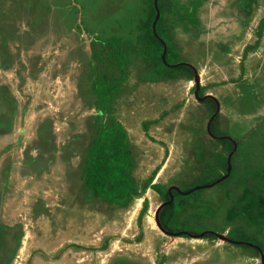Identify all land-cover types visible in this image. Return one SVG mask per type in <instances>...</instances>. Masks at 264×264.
<instances>
[{
	"label": "rangeland",
	"instance_id": "rangeland-1",
	"mask_svg": "<svg viewBox=\"0 0 264 264\" xmlns=\"http://www.w3.org/2000/svg\"><path fill=\"white\" fill-rule=\"evenodd\" d=\"M147 3L0 0V264L264 263L259 247L257 257L223 239L245 230L264 248V0L163 1L161 26L192 82L158 76L141 55ZM109 40L124 72L105 52ZM97 77L123 79L106 113L96 108ZM196 86L217 102L240 155L226 186L184 196L175 226L214 240L163 233L162 199L150 189L122 206L84 179L100 127L111 123L126 132L138 191L151 180L185 193L223 177L219 158L229 154L207 133Z\"/></svg>",
	"mask_w": 264,
	"mask_h": 264
},
{
	"label": "trees",
	"instance_id": "trees-1",
	"mask_svg": "<svg viewBox=\"0 0 264 264\" xmlns=\"http://www.w3.org/2000/svg\"><path fill=\"white\" fill-rule=\"evenodd\" d=\"M164 0H157V10L159 12V18L155 24L156 36L163 41L166 46L165 64L161 60L163 53L162 43L155 37L152 25L156 17V8L154 6V0H148V15L147 19L140 28L142 34L138 38V43L142 48L141 55L149 62H153L156 66V74L160 77L170 78H184L189 82L195 80V72L187 65H177V54L171 44L169 34L167 30L163 29L161 23H163L164 13ZM112 47L111 51H105L113 58V62L118 64L119 70L124 72V58L122 50L119 48L118 43L114 40H109L104 43ZM97 60V57H96ZM168 66H175L170 68ZM122 80H105L104 78H96L93 86V92L97 96V110L100 113L108 112L109 105L114 94L117 92ZM202 97V93L198 94ZM202 105L208 113L210 119L215 113L216 102L211 98H206ZM100 118V117H99ZM101 119V118H100ZM209 133L215 138V142L223 149L226 155L230 154L233 150V142L229 139H220L224 137L219 124V116H215L209 125ZM240 155L239 142L237 143V149L231 157V163L237 159ZM223 175L227 172L226 157L219 158ZM131 154L129 150V144L125 130L119 124L111 123L106 127H100L97 138L92 144L85 163V176L84 179L88 187L93 190L99 197L106 199L112 203L127 206L134 199L143 198L146 190L150 189L154 191L162 199V203L170 201L168 190L161 185L152 184L151 180L141 185L140 190L135 188L131 181ZM233 174V172H232ZM232 174L224 181L218 184L219 187L226 186L232 178ZM222 178V175H218L215 178L202 183L204 186L213 183L216 180ZM198 186L193 185L186 192L192 188ZM202 190L195 191L188 197L197 200ZM173 201L170 204L162 206L157 212V222L162 231L168 234H176L179 230L176 228V219L179 211L183 206L184 196L172 190ZM146 202L142 208V212L146 211ZM183 231L188 234L195 235L197 232L187 230L183 228ZM181 238H187V236H181ZM228 240L234 242H246L259 247L262 251L264 248L255 240V237L245 230H232L226 236ZM202 239L214 240L215 236L206 234ZM243 249L251 250L258 257L260 253L255 248H250L247 245H241Z\"/></svg>",
	"mask_w": 264,
	"mask_h": 264
},
{
	"label": "water",
	"instance_id": "water-1",
	"mask_svg": "<svg viewBox=\"0 0 264 264\" xmlns=\"http://www.w3.org/2000/svg\"><path fill=\"white\" fill-rule=\"evenodd\" d=\"M154 6H155V8L157 7V0H154ZM158 18H159V12H158V10H157V8H156V17H155V20H154V23H153V25H152V30H153V33H154V35H155V37H157L156 36V33H155V24H156V22H157V20H158ZM157 39L162 43V45H163V53H162V56H161V60H162V62L165 64V53H166V46L164 45V43H163V41L162 40H160L158 37H157ZM166 65V64H165ZM168 67H170V68H173V67H175V66H168ZM198 89H199V87L198 86H196V89H195V95H196V99L198 100V101H200V102H203L206 98H204V97H199L198 96ZM216 102V101H215ZM219 113V107H218V104H217V102H216V110H215V113H214V115L212 116V118L210 119V121H209V123H208V125H207V133H208V135L211 137V138H213V139H215L210 133H209V125H210V122H211V120L217 115ZM220 139H229V138H227V137H222V138H220ZM229 140H231V139H229ZM232 141V140H231ZM233 142V141H232ZM233 145H234V147H233V150H232V152L229 154V156H228V158H227V160H226V163H227V172H226V174L222 177V178H220L219 180H216L215 182H213L212 184H210V185H205V186H199V187H194L193 189H191L190 191H188V192H185V193H182V192H180V191H178L177 189H169L168 190V193H169V196H170V201L169 202H167V203H163L158 209H157V211H156V223H157V225H158V222H157V212H158V210L162 207V206H164V205H167V204H170L172 201H173V196H172V190H175L177 193H179L180 195H182V196H188V195H190L191 193H193V192H195V191H199V190H203V189H207V188H210V187H213L214 185H217V184H219L220 182H222V181H224L225 179H227L228 178V176H229V174H230V172H231V157H232V155L234 154V152L236 151V144L233 142ZM158 227H159V225H158ZM160 228V227H159ZM160 230H161V228H160ZM162 231V230H161ZM163 233H165L166 235H170V236H174V237H181V236H183V235H186V236H188V237H195V238H202L204 235H206V234H210V235H214V233H212V232H204V233H201V234H198V235H191V234H188L187 232H180V233H176V234H168V233H166V232H164V231H162ZM225 241H227L228 243H231V244H234V245H247L248 247H250V248H255V249H257L258 251H259V253H260V256H261V251H260V249L257 247V246H255V245H253V244H250V243H246V242H234V241H231V240H228L227 238H223ZM264 264V263H263Z\"/></svg>",
	"mask_w": 264,
	"mask_h": 264
},
{
	"label": "bare ground",
	"instance_id": "bare-ground-1",
	"mask_svg": "<svg viewBox=\"0 0 264 264\" xmlns=\"http://www.w3.org/2000/svg\"><path fill=\"white\" fill-rule=\"evenodd\" d=\"M160 229V228H159Z\"/></svg>",
	"mask_w": 264,
	"mask_h": 264
}]
</instances>
